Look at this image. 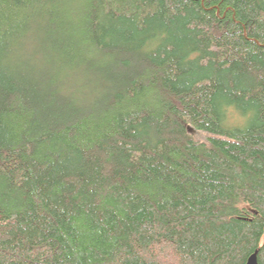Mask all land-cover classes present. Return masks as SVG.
Listing matches in <instances>:
<instances>
[{
  "label": "trees",
  "instance_id": "obj_1",
  "mask_svg": "<svg viewBox=\"0 0 264 264\" xmlns=\"http://www.w3.org/2000/svg\"><path fill=\"white\" fill-rule=\"evenodd\" d=\"M254 251L264 0H0V264Z\"/></svg>",
  "mask_w": 264,
  "mask_h": 264
},
{
  "label": "clouds",
  "instance_id": "obj_2",
  "mask_svg": "<svg viewBox=\"0 0 264 264\" xmlns=\"http://www.w3.org/2000/svg\"><path fill=\"white\" fill-rule=\"evenodd\" d=\"M226 112L228 113V121L229 125H235L238 127H243L247 120L251 118L252 112L249 111L244 115H241L238 110L235 109L234 105H228L226 107Z\"/></svg>",
  "mask_w": 264,
  "mask_h": 264
},
{
  "label": "rangeland",
  "instance_id": "obj_3",
  "mask_svg": "<svg viewBox=\"0 0 264 264\" xmlns=\"http://www.w3.org/2000/svg\"><path fill=\"white\" fill-rule=\"evenodd\" d=\"M190 132L198 140H205L206 139L207 134L202 132V131H198V130H195L192 128V129H190Z\"/></svg>",
  "mask_w": 264,
  "mask_h": 264
},
{
  "label": "water",
  "instance_id": "obj_4",
  "mask_svg": "<svg viewBox=\"0 0 264 264\" xmlns=\"http://www.w3.org/2000/svg\"><path fill=\"white\" fill-rule=\"evenodd\" d=\"M245 264H259L257 258V251L250 254L245 262Z\"/></svg>",
  "mask_w": 264,
  "mask_h": 264
}]
</instances>
